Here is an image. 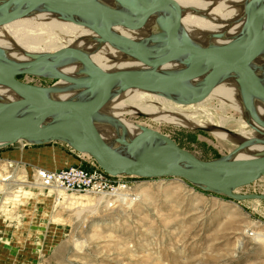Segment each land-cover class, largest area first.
<instances>
[{"label":"water","instance_id":"95a60500","mask_svg":"<svg viewBox=\"0 0 264 264\" xmlns=\"http://www.w3.org/2000/svg\"><path fill=\"white\" fill-rule=\"evenodd\" d=\"M113 1L116 8L100 0H5L0 2V25L39 10L62 14L64 20L90 30L96 44H109L129 60L148 66L172 61L184 69L178 73L133 69L110 77L87 54L73 47L25 62H15L0 54V86L17 98L0 103V148L18 142L35 145L63 142L72 151L91 157L110 176L178 179L234 201H264V193L237 192L264 177V152L252 162H232L230 153L226 160L206 161L180 147L168 135L147 126H138L140 132L130 141L117 138V146L111 148L101 143L90 124L93 113L114 90L121 93L143 87L176 103L192 104L204 100L218 83L232 75L241 86L243 107L251 120L264 128V120L257 117L252 106L253 99L264 103V82L246 64L253 56L264 57V0L248 2L244 27L236 38L208 50L194 45L182 31L174 1ZM154 13L163 32L158 39H148L154 45L134 44L114 30L138 28ZM70 63L81 67L79 77L57 70ZM22 75L64 81L70 85L69 91H79L83 97L76 101L55 100L50 96L52 87L24 83L18 79ZM200 77L201 84L187 86Z\"/></svg>","mask_w":264,"mask_h":264},{"label":"rangeland","instance_id":"374dc122","mask_svg":"<svg viewBox=\"0 0 264 264\" xmlns=\"http://www.w3.org/2000/svg\"><path fill=\"white\" fill-rule=\"evenodd\" d=\"M18 79L46 88L56 81ZM124 115L202 160H226L234 150L208 131ZM69 150L63 142L0 148V264H264V242L252 236L264 234V201H234L178 179L126 175L123 203L36 187L37 168L88 165V155ZM237 192L264 193V177Z\"/></svg>","mask_w":264,"mask_h":264},{"label":"bare ground","instance_id":"6f19581e","mask_svg":"<svg viewBox=\"0 0 264 264\" xmlns=\"http://www.w3.org/2000/svg\"><path fill=\"white\" fill-rule=\"evenodd\" d=\"M2 1L5 0H0ZM172 1L178 6L180 26L187 38L200 49L208 50L224 46L239 35L244 27L245 7L250 0ZM100 2L112 8L117 7L113 0ZM191 8L195 12L199 10L197 14L200 17L193 15L195 12ZM63 18L62 14L39 10L0 25V54L15 62H25L60 48L73 47L87 54L110 77L133 69L152 68L167 73H178L184 69L172 61L148 66L129 60L109 44H96L95 35L84 26ZM114 30L132 43L144 46L154 45L148 41L149 38L158 39L163 36L156 13L150 15L138 28L115 27ZM246 64L264 82V57L253 56ZM57 70L71 77H79L81 73V67L77 63L60 66ZM201 82L202 77L190 81L187 86L190 88ZM51 87L50 96L55 100L76 101L83 97L79 91H69L70 85L61 80H56ZM15 100L17 98L10 90L0 86V103ZM252 106L257 117L264 120V103L253 99ZM124 114L144 116L184 129L207 130L217 141L232 145L234 150L239 148L235 153H232L234 150L229 152L235 163L256 161L259 153L264 152V128L256 125L243 107L241 86L232 75L218 83L204 100L192 104L176 103L149 93L143 87H133L121 93L112 91L93 113L90 121L94 133L103 145L116 147L117 138L130 141L140 132L138 126L142 125L126 119ZM248 123L255 129L250 128ZM3 180L7 181L6 178ZM63 191L54 189L61 196L66 195ZM92 194L109 197L113 204L118 201L123 203L128 197L120 192ZM252 236L256 241L264 242L263 233H252Z\"/></svg>","mask_w":264,"mask_h":264},{"label":"built area","instance_id":"2783aa9c","mask_svg":"<svg viewBox=\"0 0 264 264\" xmlns=\"http://www.w3.org/2000/svg\"><path fill=\"white\" fill-rule=\"evenodd\" d=\"M121 177L122 175L110 176L90 157L87 166L73 164L56 170L37 168L34 171V184L40 189L63 188L87 193H125L128 186Z\"/></svg>","mask_w":264,"mask_h":264},{"label":"crops","instance_id":"0c3cea01","mask_svg":"<svg viewBox=\"0 0 264 264\" xmlns=\"http://www.w3.org/2000/svg\"><path fill=\"white\" fill-rule=\"evenodd\" d=\"M71 153H73V151L72 150H69Z\"/></svg>","mask_w":264,"mask_h":264}]
</instances>
